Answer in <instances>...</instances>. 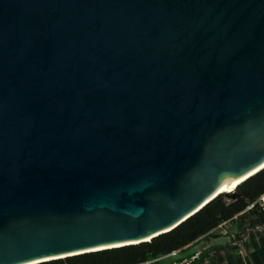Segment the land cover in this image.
<instances>
[{
	"label": "water",
	"instance_id": "obj_1",
	"mask_svg": "<svg viewBox=\"0 0 264 264\" xmlns=\"http://www.w3.org/2000/svg\"><path fill=\"white\" fill-rule=\"evenodd\" d=\"M263 167L264 0H0V264L149 241Z\"/></svg>",
	"mask_w": 264,
	"mask_h": 264
},
{
	"label": "trees",
	"instance_id": "obj_2",
	"mask_svg": "<svg viewBox=\"0 0 264 264\" xmlns=\"http://www.w3.org/2000/svg\"><path fill=\"white\" fill-rule=\"evenodd\" d=\"M263 192L264 167L240 182L235 187L236 195L232 199L226 200L222 195L217 196L175 228L149 241L34 264H170L172 261L167 255L176 250L180 251L197 238L209 234V231L221 222L231 220L232 216L241 212ZM253 207L252 213L256 215L253 221L264 224V207ZM253 237L252 235L251 238ZM256 240L251 243L255 247L254 251L244 255V260L239 261V264H264V231ZM204 255L206 252H202L199 258L190 264L201 261Z\"/></svg>",
	"mask_w": 264,
	"mask_h": 264
},
{
	"label": "rangeland",
	"instance_id": "obj_3",
	"mask_svg": "<svg viewBox=\"0 0 264 264\" xmlns=\"http://www.w3.org/2000/svg\"><path fill=\"white\" fill-rule=\"evenodd\" d=\"M253 205L263 208L264 202L257 198L253 201ZM253 208V206L244 208L232 216L231 220L223 221L210 230L209 234L197 238L182 250H176L173 254L167 255L171 263L184 261L190 264L198 259L202 252H206L202 260L195 264H239V261L244 260V255L254 251L255 247L251 243L256 242L257 237L264 231L263 223L253 221L256 217L252 213ZM251 222L253 224H250ZM252 235L253 238H251Z\"/></svg>",
	"mask_w": 264,
	"mask_h": 264
},
{
	"label": "bare ground",
	"instance_id": "obj_4",
	"mask_svg": "<svg viewBox=\"0 0 264 264\" xmlns=\"http://www.w3.org/2000/svg\"><path fill=\"white\" fill-rule=\"evenodd\" d=\"M236 183H237V181L227 183L220 189V191H222V192L231 191L234 188V186L236 185Z\"/></svg>",
	"mask_w": 264,
	"mask_h": 264
},
{
	"label": "built area",
	"instance_id": "obj_5",
	"mask_svg": "<svg viewBox=\"0 0 264 264\" xmlns=\"http://www.w3.org/2000/svg\"><path fill=\"white\" fill-rule=\"evenodd\" d=\"M263 197H264V192L258 197L259 199H261L263 202H264V200H263ZM251 206H253V202L252 203H250L249 205H246V209L247 208H250ZM175 251H173V252H171L170 254H173ZM170 264H187V262H184V261H179V263H170Z\"/></svg>",
	"mask_w": 264,
	"mask_h": 264
}]
</instances>
